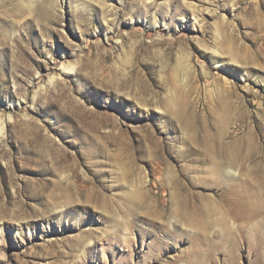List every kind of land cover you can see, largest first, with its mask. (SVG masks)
Segmentation results:
<instances>
[{"label":"rangeland","instance_id":"rangeland-1","mask_svg":"<svg viewBox=\"0 0 264 264\" xmlns=\"http://www.w3.org/2000/svg\"><path fill=\"white\" fill-rule=\"evenodd\" d=\"M0 121V264H264V0H0Z\"/></svg>","mask_w":264,"mask_h":264},{"label":"bare ground","instance_id":"bare-ground-1","mask_svg":"<svg viewBox=\"0 0 264 264\" xmlns=\"http://www.w3.org/2000/svg\"><path fill=\"white\" fill-rule=\"evenodd\" d=\"M63 69H64V71L65 72H73V70H74V67L71 65V64H68V65H65L64 67H63ZM64 74V73H63ZM51 81V80H50ZM8 119H10V117H8ZM7 119V120H8ZM1 131H3V124H2V121H0V133H1ZM57 198H59V197H57ZM60 198H61V196H60ZM59 198V199H60ZM53 204V203H52ZM54 206V205H53ZM221 226H223L222 227V229H224L225 230V228H227L228 227V222H227V220L226 221H224V222H222L221 223Z\"/></svg>","mask_w":264,"mask_h":264}]
</instances>
